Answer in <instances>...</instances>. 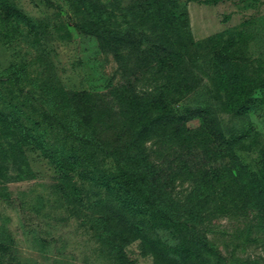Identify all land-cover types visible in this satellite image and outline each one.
I'll use <instances>...</instances> for the list:
<instances>
[{"label": "rangeland", "instance_id": "obj_1", "mask_svg": "<svg viewBox=\"0 0 264 264\" xmlns=\"http://www.w3.org/2000/svg\"><path fill=\"white\" fill-rule=\"evenodd\" d=\"M101 1L104 19H110L112 15L121 18L137 0ZM181 1L179 11L187 25L183 44L176 46L181 50L189 89L176 106L195 110L209 104L225 137L240 136L234 153L258 179L264 206V89L248 88L250 83L255 86L257 73L264 76V72L255 71L259 64L264 65V0ZM4 2L25 13L38 30L7 19L2 12ZM71 3L0 0V110L19 116L60 160L65 161L70 154L78 158L77 164L61 167L28 145L17 150V160H5L7 169L0 174V264H120L113 253L107 254L100 220L103 207L121 205L119 179L115 177L119 164L106 156L104 149L81 142L89 132L81 118V107L71 98L89 96L96 112L90 130H95L98 142H114L121 118L112 114L116 109L112 110L110 91L116 84L139 76L136 61L156 46L155 36L151 29L141 27L148 34L143 44L104 47L96 37L77 28L78 16ZM131 16L127 15L128 19ZM15 71L24 73L19 83L15 82ZM241 94L250 96L254 103L247 114H234L233 104L240 102ZM58 95L67 98L65 106L60 105ZM57 116L69 118L70 131L66 133ZM191 125L200 126V118L194 117ZM187 152L185 147L179 150L187 162L201 160L221 169L226 164L234 177L240 178L231 158H188ZM176 157L158 161L170 172L178 164ZM106 170L111 174L106 175ZM193 178L194 173L187 172L173 180L174 192L182 202L192 188L196 190ZM102 179L110 182L111 189L99 184ZM189 207L180 206L179 210L182 214L191 212ZM223 220L227 225L228 219ZM260 220L264 223V216ZM157 234L169 246L178 242L169 230L158 228ZM128 249L136 264H153L151 257L141 256L137 243ZM236 251L241 254L243 249Z\"/></svg>", "mask_w": 264, "mask_h": 264}, {"label": "trees", "instance_id": "obj_2", "mask_svg": "<svg viewBox=\"0 0 264 264\" xmlns=\"http://www.w3.org/2000/svg\"><path fill=\"white\" fill-rule=\"evenodd\" d=\"M71 2L79 17L77 28L96 37L104 47L107 44H143L148 34L141 27L151 29L155 36L156 46L136 61L139 76L134 81L116 84L110 91L114 103L112 110L116 109L112 114L121 118L114 142H98L95 130H90L96 112H93L89 96H78V100L75 96L71 98L73 104L81 107V118L90 134L82 137L81 142L104 149L106 156L114 157L119 164V174L115 177L119 179L121 205L103 207L100 219L107 254L109 251L113 253L120 264H136L128 247L137 243L141 256L151 257L153 264H264V223L260 220L264 216V206L258 179L239 163L234 153L235 141L240 140V136L225 137L209 104L195 110L176 106L189 89V78L182 68L181 50L176 46L183 44L187 25L184 13L179 11L182 1L137 0L121 18L112 15L110 19H104L101 0ZM2 12L7 19L25 22L31 29L38 30L25 13L10 3L2 4ZM127 15H132L131 19ZM125 23L127 25L123 27ZM255 71L264 72V65L259 64ZM14 73L15 82L19 83V76L24 73ZM253 82L255 86L250 83L248 88L260 86L264 89V76L260 73ZM64 97L60 103L63 106L67 99ZM252 103L250 96H243L240 102L233 104V113L247 114ZM194 117L200 118V126L191 125ZM56 120L62 123L66 133L70 131L67 127L69 118L57 116ZM71 136L77 137L72 132ZM28 145L61 167L78 162L75 154L65 157V161L60 160L34 136L32 129L27 128L19 116L0 110L1 175H4V168L7 169L5 160L8 157L17 160V150L22 151ZM182 147L188 149L185 154L188 158L205 155L214 160L231 158L240 178L234 177L226 164L221 169L219 165L201 160L198 163L183 160L179 153ZM175 154L174 160L178 164L167 172L158 158L167 160ZM186 170L194 173L196 190L192 188L187 200L182 202L179 194L174 192L173 180L181 178ZM104 173L111 174L109 170ZM103 179L99 184L111 189L110 182ZM180 206H190L191 212L182 214ZM222 218L228 219L227 225ZM158 228L169 230L178 242L169 246L157 234ZM221 243L226 250L232 249L226 251ZM238 247L243 249L241 254L236 251Z\"/></svg>", "mask_w": 264, "mask_h": 264}]
</instances>
